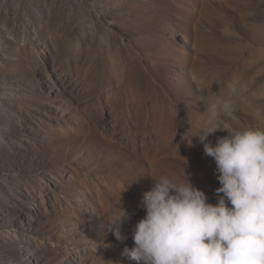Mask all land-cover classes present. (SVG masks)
<instances>
[{
    "label": "rangeland",
    "instance_id": "rangeland-1",
    "mask_svg": "<svg viewBox=\"0 0 264 264\" xmlns=\"http://www.w3.org/2000/svg\"><path fill=\"white\" fill-rule=\"evenodd\" d=\"M192 75L264 130V0H0V264H137L150 175L216 203Z\"/></svg>",
    "mask_w": 264,
    "mask_h": 264
},
{
    "label": "clouds",
    "instance_id": "clouds-1",
    "mask_svg": "<svg viewBox=\"0 0 264 264\" xmlns=\"http://www.w3.org/2000/svg\"><path fill=\"white\" fill-rule=\"evenodd\" d=\"M191 79L206 112L191 137L197 136L215 161L217 202L210 203L189 177L181 183L150 175L152 187L142 198L146 214L133 226V245L124 255L137 264H264V130L233 127L238 120L233 100L218 98L197 76ZM228 89L229 97H236L247 85L233 82ZM217 131L227 135L213 142ZM186 140L192 146L191 138ZM124 220L123 211L109 221L117 240L125 238Z\"/></svg>",
    "mask_w": 264,
    "mask_h": 264
}]
</instances>
